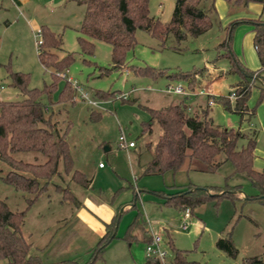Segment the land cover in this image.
Here are the masks:
<instances>
[{
  "label": "rangeland",
  "instance_id": "374dc122",
  "mask_svg": "<svg viewBox=\"0 0 264 264\" xmlns=\"http://www.w3.org/2000/svg\"><path fill=\"white\" fill-rule=\"evenodd\" d=\"M0 3L3 4L4 0ZM173 5L174 0H148L149 15L167 22ZM202 5L205 7L204 2ZM47 14L53 19V29L62 41L59 48L51 50L58 58L66 52L72 53L73 57L65 68L55 70L53 78L56 80L60 77L57 73L67 69L66 76L75 80L82 91L96 101L94 105L89 104L76 93L74 104L65 106L71 120L69 140L73 145L75 165L92 175L91 188L84 192V196L88 194L109 201L114 190L124 186L113 198L122 201L119 211L123 204L126 205L118 218L116 236L106 243L93 264L142 263L146 256L144 238L153 233L162 239L161 245L167 254L166 264H170L173 254L167 245L168 238L174 247L185 250L187 260L205 264H243L245 257L261 255L264 250V202L248 199V196L257 193V189L244 173H235L227 181L228 184L240 185L236 197H210L195 206L188 217H184L179 208L161 203L162 198L156 194L157 191L173 192L188 183L223 186L233 166L229 161H223L211 169L202 161L192 159L189 166L183 165L175 172L142 174V163L149 157L141 136L142 123L149 118L144 107L159 108L184 97L168 93L165 89L167 85L178 82L183 86L186 84L165 75L152 77L138 74L135 69L151 67L169 74L174 70L203 68L199 80L205 84L204 90L216 93L213 104L208 106V115L213 123L239 129L242 133L254 131L256 143L253 157L264 159V155L257 152L259 148L264 153V98L259 99V81L251 84L245 101L247 108L253 110L251 116L246 113L240 116L225 109L221 102V97L226 96L242 76L238 70L231 68V59L224 56L226 48L221 43L230 31L232 56L244 69L257 70L259 61L252 45L251 27L255 21H264V1L250 0L246 5H235L225 0H214V11L208 14L210 26L196 36L186 34L181 40H177L172 33L160 39L136 29L135 43L125 52L124 65L119 68L112 67L110 44L84 37L92 48L88 51L80 46V6L69 2ZM10 15L11 9L6 12L0 9V99L19 100L23 95L9 85L8 72L27 74V87L41 89L44 84L52 82L49 72L52 68H44L39 63L35 34L16 31L13 24L3 28L2 19ZM258 71L264 78V68ZM65 79H57L50 92L51 100L57 98ZM97 91L107 94L99 98L95 95ZM46 99L43 96V100ZM197 100L206 104V97L200 94L185 98V102L191 104ZM230 100L233 106L234 100ZM89 110L100 112V118L85 123V114ZM157 131L154 124L149 137L151 141ZM119 134L126 140H135L136 148L120 147L117 141ZM244 144L245 138L240 137L237 147ZM104 146L108 148L104 149ZM35 155L36 152L12 153L13 157L25 161H34ZM215 158L223 159V153H218ZM100 161L103 168L97 166ZM54 183H60L57 177L51 178L46 192L25 210L21 231L31 242V252L37 254L43 264L73 258L85 260L87 251L97 240L87 228L73 220L74 206L71 203H59L60 193L55 190ZM0 197L5 199L10 209L24 207L21 193L1 182ZM135 216L139 222L132 228L133 238L129 240L125 235ZM227 235L237 250L234 256L216 246V240ZM36 247L41 249L36 250Z\"/></svg>",
  "mask_w": 264,
  "mask_h": 264
},
{
  "label": "trees",
  "instance_id": "16d2710c",
  "mask_svg": "<svg viewBox=\"0 0 264 264\" xmlns=\"http://www.w3.org/2000/svg\"><path fill=\"white\" fill-rule=\"evenodd\" d=\"M74 1L83 6L78 25L81 34L78 37L80 46L88 51L92 48L84 37L110 44L112 67L116 68L124 65V54L135 43L136 29L147 31L160 39H163L167 33H172L177 40H181L186 34L196 36L205 31L210 26L208 14L214 11V0H174L170 19L163 23L149 15L148 0ZM225 1L235 5H246L250 0ZM203 2L205 7L202 5ZM39 30L41 43L37 49V58L44 68H52V71H49L52 82L44 84L41 89L28 88L27 74L19 71L8 72L9 85L18 89L23 98L0 99V182L19 191L25 201L24 207L10 209L5 199L0 197V264H43L39 256L31 252V242L23 235L21 225L25 210L46 192L51 178L57 177L60 182L54 183L55 190L60 193V202L71 203L74 207L82 204L84 192L91 188L92 184V175L75 165L71 149L73 145L69 140L71 120L68 118L65 106L74 104L77 92L65 79L57 98L50 99V92L60 78L55 80L54 72L62 70L72 61V53L66 52L58 58L51 49L61 46L60 35L45 24H41ZM251 33L252 45L259 61L258 69H261L264 68V21L253 22ZM229 44L230 31L221 45L226 48L224 56L231 59V68L238 70L242 76L227 95L221 97V102L225 109L237 112L240 116L245 113L251 116L253 110H249L245 104L250 86L258 80L259 99H263L264 78L260 76L258 69L255 71L244 69L232 56ZM202 69L174 70L169 74H166L165 70L151 67L138 68L135 71L152 77L165 75L169 79L184 82L186 84L184 87L189 91H197L206 88L199 80ZM232 91L236 93L233 106L228 98ZM106 94L105 91L95 93L99 98H104ZM180 95L184 97L159 108L144 107L149 118L142 123L141 136L144 137V145L149 151V157L142 163V174L175 172L183 165L189 166L192 159L202 161L211 169L223 161H229L233 171L225 177L223 186L206 187L188 183L173 192L157 191L156 194L162 198L161 203L175 206L183 212L188 209L190 215L195 206L210 197H236L240 185L228 184L227 181L233 174L241 172L257 189V193L248 196V199L264 202V170L252 166L256 133L254 131L242 133L239 129L215 125L208 115V100L213 97L211 94H200L206 97V104L198 100L193 104L187 103L185 102L187 96ZM43 96L47 99L43 100ZM100 116V112L89 110L85 114L84 122H94ZM154 124L157 125L158 131L155 139L151 141L149 137ZM240 137L245 138V144L237 147V140ZM19 151L36 152L34 161H25L12 156L13 152ZM218 153H223V159L216 160ZM128 186L133 187L131 184ZM123 187L115 189L112 198ZM119 208L120 206L111 219L104 223L103 234L87 251L85 260L64 259L49 264H93L101 255L106 243L116 236L118 218L124 207L120 211ZM138 222L139 219L135 216L128 225L126 239L133 238L131 230ZM144 239L149 243L151 236H146ZM167 245L173 253L170 264H205L187 260L185 250L174 247L169 238ZM216 246L230 256H234L237 251L228 235L219 237ZM140 264H160V262L156 257L146 255ZM243 264H264V250L261 255L245 257Z\"/></svg>",
  "mask_w": 264,
  "mask_h": 264
},
{
  "label": "crops",
  "instance_id": "0c3cea01",
  "mask_svg": "<svg viewBox=\"0 0 264 264\" xmlns=\"http://www.w3.org/2000/svg\"><path fill=\"white\" fill-rule=\"evenodd\" d=\"M1 1L2 0H0V2ZM69 2H73L77 6H80L82 15L83 6L77 4L74 0H44L42 2L39 0H4L3 4L0 3V9L5 12L11 9V15L10 17H4L2 19L3 28L7 29V27H10V25L13 24L16 31L26 34H34L41 24H45L54 31L52 25L53 19L50 18L47 13H50L51 11H54V9L64 6ZM60 22L63 21L60 20ZM210 93L212 96L216 94L213 93L212 90ZM131 148L135 149L136 145ZM257 152L264 155L259 148L257 149ZM252 166L258 170L264 169V159L256 156L253 157ZM103 167L104 165L99 168ZM137 191L139 190L137 189ZM48 200L50 201V198H48ZM121 202L122 201H117L112 197L109 201L99 200L87 194L83 197L82 204L79 207L73 208V220L78 221L81 225L87 228L93 235V239L97 240L104 232V223L111 219L117 207L122 204ZM59 203H61L60 200ZM117 203L118 205H116ZM125 206L126 205L123 204L122 208ZM62 219H66V217H62ZM35 249L40 250L41 248L36 247Z\"/></svg>",
  "mask_w": 264,
  "mask_h": 264
},
{
  "label": "built area",
  "instance_id": "2783aa9c",
  "mask_svg": "<svg viewBox=\"0 0 264 264\" xmlns=\"http://www.w3.org/2000/svg\"><path fill=\"white\" fill-rule=\"evenodd\" d=\"M34 34L36 36L35 45H36V50H37L38 46L41 43L40 30L37 29ZM66 70L58 72L57 74L60 77H62V78H66L70 82L71 87L77 93H79V96L81 98L86 99L89 104H93V105L96 104V101L90 99L87 96V93L82 91L81 87L76 83L75 80H72L70 77L66 76ZM165 91L166 92H173V93L183 94L185 96H188V95H191V94L192 95L207 94V93L211 94L208 90H204V88L199 89L197 91L186 90V88L183 85L179 84V83H176L175 85H167ZM235 96H236V93L234 91H232L228 95V98L229 99H234ZM213 102H214L213 97H211L208 100V105H212ZM117 141H118L120 147H123V148H131V147L135 146V141L134 140H126L125 137L122 134L118 135ZM98 166L99 167L103 166V163L101 161L98 162ZM183 215H184V217H188L189 216L188 209H185V211L183 212ZM182 226H184V225H182ZM161 242H162V239L160 238L159 235L154 234V233L151 234V241L149 243H146V246H145L146 255L147 256L156 257L159 260L160 264H166L165 257H166L167 254H166V250H164V248L162 247Z\"/></svg>",
  "mask_w": 264,
  "mask_h": 264
},
{
  "label": "water",
  "instance_id": "95a60500",
  "mask_svg": "<svg viewBox=\"0 0 264 264\" xmlns=\"http://www.w3.org/2000/svg\"><path fill=\"white\" fill-rule=\"evenodd\" d=\"M108 147L107 146H104V149H107Z\"/></svg>",
  "mask_w": 264,
  "mask_h": 264
}]
</instances>
